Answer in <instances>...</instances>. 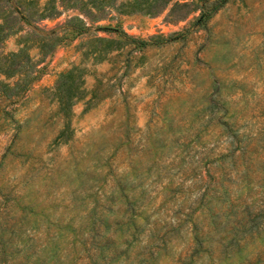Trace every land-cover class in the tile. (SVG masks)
Listing matches in <instances>:
<instances>
[{"label": "rangeland", "instance_id": "374dc122", "mask_svg": "<svg viewBox=\"0 0 264 264\" xmlns=\"http://www.w3.org/2000/svg\"><path fill=\"white\" fill-rule=\"evenodd\" d=\"M168 11L37 21L59 40L0 95V264H264V0Z\"/></svg>", "mask_w": 264, "mask_h": 264}, {"label": "trees", "instance_id": "16d2710c", "mask_svg": "<svg viewBox=\"0 0 264 264\" xmlns=\"http://www.w3.org/2000/svg\"><path fill=\"white\" fill-rule=\"evenodd\" d=\"M226 0H0V44L6 37L19 33L20 46L16 50L4 52L0 49V95L8 96L24 91L36 74L35 63L50 52L59 40L58 35L41 29L37 21L53 18L60 12V7L70 6L86 16L90 21L103 17L107 8L114 7L122 12H142L148 15L161 13L169 6L170 18L181 19L190 12L199 10L198 19H206ZM11 4V5H8ZM78 20L72 25L74 30H82L83 23L78 15L71 16L68 21ZM29 28L25 29L24 25ZM122 35H126L123 31ZM131 40L145 42L143 39L130 37ZM35 46L36 55L29 53L28 48ZM1 48V46H0ZM71 78V84L68 79ZM6 79H10L7 81ZM71 71L59 75L56 82L58 101L68 108L78 95L74 88Z\"/></svg>", "mask_w": 264, "mask_h": 264}]
</instances>
